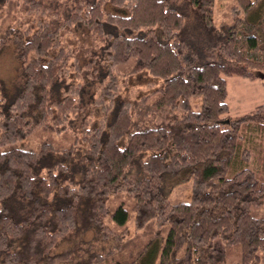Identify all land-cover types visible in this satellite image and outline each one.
<instances>
[{"label": "trees", "instance_id": "obj_1", "mask_svg": "<svg viewBox=\"0 0 264 264\" xmlns=\"http://www.w3.org/2000/svg\"><path fill=\"white\" fill-rule=\"evenodd\" d=\"M216 1L0 0V54L21 64L10 99L0 82V264H264V105L226 103L227 77L264 80V15L235 0L215 24ZM131 59L153 88L136 105ZM183 171L190 201L171 203Z\"/></svg>", "mask_w": 264, "mask_h": 264}, {"label": "rangeland", "instance_id": "obj_2", "mask_svg": "<svg viewBox=\"0 0 264 264\" xmlns=\"http://www.w3.org/2000/svg\"><path fill=\"white\" fill-rule=\"evenodd\" d=\"M234 3L235 0H218L215 2L214 5L215 24H218V22L220 21H227L230 18V10ZM259 15L260 17L264 15V0H258L255 8L244 16L251 21L252 20L255 21L256 17L258 18ZM69 41L70 42L75 41L74 44H76L77 47L83 45L82 43H78L80 41L81 42L85 41L84 44L90 43V39L88 38V36L84 37L83 35H80L79 38H73L71 36ZM85 48L84 47L81 48V51H79V55L80 53H82V50ZM203 55L205 59L211 58L209 57L208 53L205 54L203 53ZM133 62L134 59H131L127 63L117 66V70H118L117 72L120 74V88H121L120 98L122 100H126L136 105V103L140 100V98L150 94L153 88L150 89V87H146V86H142V87L135 86L136 83H139V80H141L142 83V80L144 81V79L142 78L136 79L135 77L132 76L129 77L128 73H125L133 64ZM95 66L96 67H94L95 71L93 75V79L95 81H93L94 83L93 85H91L88 93L89 92L92 93L96 85L97 87H100V85L102 84L101 83L102 79L104 78V73L106 70L104 64L98 63ZM20 72H21V64L19 60L16 58L14 51L9 47L6 50H4L2 54H0V82L3 85L4 93L9 99L14 95L16 91L17 82L20 79ZM259 76H261V74ZM256 77H258L257 74ZM263 81L264 80L261 81L260 79L248 80L239 77L226 78V86H227L226 103L228 104L229 115L231 117L233 118L240 117L243 114L254 109L256 106L264 105V83H262ZM130 83L133 85H131ZM157 96L158 95H154L150 97L149 99L150 102L153 101ZM85 107L87 108L86 112H88V114L89 113L95 114L97 110L94 109L89 102L85 105ZM190 108L193 111L200 110L201 108L200 96L198 95L193 96L190 99ZM134 112L136 113V111ZM84 114L85 112L83 113V115ZM39 139L40 136L39 134L36 133L33 137H30L29 139L24 141L21 144V147L34 148L38 144ZM251 165L254 164L251 163ZM191 183H192L191 178L186 176L185 171L181 172L178 176L169 179L167 183L168 188L165 190L166 198L168 199V201L171 203L190 201ZM249 213L255 218H264V203L259 206L250 207ZM161 234L164 237L166 234L165 230L162 231ZM159 240L160 238L158 237L151 249H153L157 245ZM214 245L218 250L222 249V243L219 239H215ZM143 264H149V263L148 262L146 263L145 261Z\"/></svg>", "mask_w": 264, "mask_h": 264}]
</instances>
